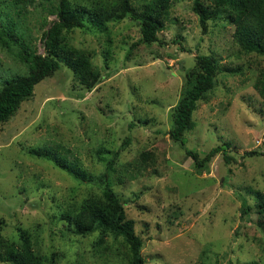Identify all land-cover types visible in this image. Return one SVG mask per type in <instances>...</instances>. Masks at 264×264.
Here are the masks:
<instances>
[{"label": "rangeland", "instance_id": "374dc122", "mask_svg": "<svg viewBox=\"0 0 264 264\" xmlns=\"http://www.w3.org/2000/svg\"><path fill=\"white\" fill-rule=\"evenodd\" d=\"M195 1L170 0L148 45L141 42L140 21L129 15L109 20L102 32H61L69 47L90 56L99 78L85 88L61 65L0 125L3 241L28 237L45 264H127L122 238L67 230L71 211L89 198L100 200L99 185L77 181L32 150L47 149L92 178L104 170L98 159L117 155L112 186L144 241V264H264V214L251 197L264 192V98L255 88L264 79V55L239 48L228 21L232 11L212 0H197L212 13L203 31ZM71 2L89 8L119 0ZM58 3L34 0L23 8L0 0V26L12 22L16 36L45 55ZM19 51L0 44V86L27 74ZM200 55L213 56L218 72L182 146L168 135L172 111ZM223 143L230 144L228 162L220 152L201 171L185 153L203 155Z\"/></svg>", "mask_w": 264, "mask_h": 264}, {"label": "trees", "instance_id": "16d2710c", "mask_svg": "<svg viewBox=\"0 0 264 264\" xmlns=\"http://www.w3.org/2000/svg\"><path fill=\"white\" fill-rule=\"evenodd\" d=\"M14 6L25 8L33 5L34 0H9ZM215 4L230 9L232 13L228 21L234 27L233 39L239 48L246 53L264 55V0H212ZM170 0H143L141 8L133 5L132 0H119L111 5H94L89 8L72 3L71 0H59L56 7L57 23L47 35V53L40 55L30 45L16 36V27L12 22L0 26V44L8 47L9 43L19 46L18 58L27 66V74L6 79L0 86V125L4 124L23 101L30 99L34 87L45 78L54 74L61 65L70 69L78 83L85 88H92L99 78V73L91 66L90 56L69 47L60 37L62 31L75 28H91L102 32L106 22L114 18L120 19L129 15L140 21L141 42L151 44L156 41V34L161 30L162 18L169 7ZM193 12L198 16L203 31L212 13L207 11L197 0L193 4ZM50 34L54 38L49 41ZM194 70L186 75L184 91L172 111V126L168 132L170 139L185 144L184 134L194 127L192 119L197 103L206 98L215 86L218 72L217 60L213 56L196 57ZM255 88L264 98V79H259ZM229 143L210 149L200 155L193 150H185L193 160L194 167L201 171L212 157L223 154L225 162L229 157L226 151ZM38 157L52 161L57 167L65 170L81 183L99 185L102 194L98 198H89L81 204L77 212L68 214L67 230L78 236H87L95 232L108 233L122 238L128 248L127 264H144L141 256L143 239L134 231L131 221L125 218L123 205L113 189L112 176L116 172L117 155L102 161L104 168L96 178L79 168L76 164L62 159L47 149L32 150ZM249 152L248 154H252ZM256 210L264 214V192H255L252 196ZM250 207L243 202V213L248 214ZM0 263L2 264H45V257L33 247L28 237L20 242L7 243L0 237Z\"/></svg>", "mask_w": 264, "mask_h": 264}]
</instances>
